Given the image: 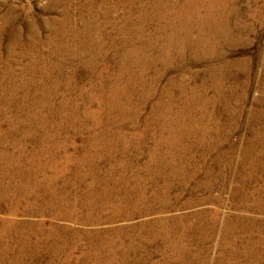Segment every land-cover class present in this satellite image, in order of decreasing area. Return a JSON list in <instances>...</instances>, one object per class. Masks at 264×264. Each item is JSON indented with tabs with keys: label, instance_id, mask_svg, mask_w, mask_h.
Here are the masks:
<instances>
[{
	"label": "rangeland",
	"instance_id": "rangeland-1",
	"mask_svg": "<svg viewBox=\"0 0 264 264\" xmlns=\"http://www.w3.org/2000/svg\"><path fill=\"white\" fill-rule=\"evenodd\" d=\"M149 1L134 0L132 4H128V0H0V109L4 106L9 108L0 114L2 133H7L11 128L10 126L24 125L23 120L29 114V110H25V108L31 107L32 109L34 101L38 100L41 109L31 110L33 112L31 114L34 116L33 121L38 120L44 124L47 123L46 121L60 123L63 118L67 122L65 125L69 126L67 130L70 134L84 133L85 137H90L95 132L100 133L103 127H92L97 121L103 122L102 125L115 122L124 124L125 129L119 131L123 132L121 134L125 133L128 139H121L118 142L120 143L119 146L116 145L109 152L92 150L90 153H86L84 151L86 145L82 142L84 139L79 136L74 137L75 144H71L70 148L77 147L78 151L74 156L80 158L84 155L86 157L101 156L95 169L96 179L101 184L95 190L99 195L107 191L110 192L113 201L118 200L117 197H127V200L122 199L120 206L118 205L126 212L139 211L145 208L146 205H143V203H135L144 193L152 198L160 194L156 190L158 186L147 183V180L161 174L167 175L168 179L172 178L170 168H158L152 159L151 153L156 146L155 139H149L146 145L141 147L137 145V141L141 138L139 136L140 129L144 127L145 121L148 120L153 105L159 101L160 93L165 90L164 88L169 87L170 79H178L180 75H183L182 78L187 81L192 71L199 76L197 81L201 82L204 78V70L212 63L215 66V77L217 78L220 75L218 67L221 62L219 60L197 56L198 52L204 53L206 49L210 48L208 45L201 44L202 47L197 50L181 41V35H186L188 30L186 27L189 24V21L185 20L187 19L185 9L188 8L186 0H156L157 5L164 2L172 10V13H169L164 20L156 16L154 0H151L153 3L150 2V4ZM202 2L209 8L216 6L215 9L220 19L224 20L226 18L232 25H239L242 22L252 29L248 32V44H236L231 48H226V45L223 46L225 56H228L230 60L240 61L250 58L252 66L258 65V69L256 67L257 71L254 70L251 73L248 81L245 80V70L243 71L240 68L237 72H232V79L225 82V87L226 85L232 87L234 80L238 77L239 80H235V83L238 81L240 84L246 83L244 86H237L235 91L237 94H242L243 88H246L247 100L244 108L239 107L238 118L235 120H229L227 116L219 117L214 113L207 124L211 127L215 125L228 126L225 134V139L228 142L221 148V151H226L231 145L240 149L253 138V128L259 125L256 123L257 125L253 126L250 115L254 110H257L256 100L262 96L264 87V76L260 67V63L264 61V0H225L224 3L215 0H195L198 7L202 6ZM171 14H174V16L179 14V18L177 16V19L171 21ZM196 26L197 30L195 28L192 32L195 30L197 32L190 36L191 40L196 39V36H200L198 32L200 25L196 24ZM177 35H180V37L177 38ZM140 37H142L141 40ZM207 37L214 38L212 33L208 34ZM221 40L222 47V44L224 45L226 42L225 37ZM127 41L132 42L130 46L126 45ZM150 44L154 45V48L148 53L147 58L153 59L154 56H159V59L163 58L164 56L158 52L155 54V50H164L162 45L165 47L168 45L172 53L171 58H169L172 60L171 65L166 66L164 61H159V59L153 60L156 64L153 67L151 65L146 71L147 73L143 72L144 81L138 85L137 92L130 98L131 101L129 97L123 94L116 102L115 99L117 98L110 94V90L118 85L121 90L126 91V79H130L129 74H131L123 72L121 59L116 54V49L125 45L124 49L127 51L137 47L135 49L140 52L145 45L150 46ZM60 46L68 47L72 56L64 57L67 55L66 49H64L59 53L63 58L59 57L56 49ZM180 52L184 54V59H179ZM139 55L135 54L131 58L133 64L136 65L132 72H137L131 74L132 76H141L142 60L144 58ZM61 60L63 62H60ZM157 73L163 75L158 81V85L157 83L155 85L157 93L140 109L137 103L141 97L142 87L148 82L151 83ZM177 88L178 86L175 87V89ZM175 89L173 86L172 90L177 91ZM106 96L113 103H118L114 112L104 107L103 101L106 100ZM209 96H214L211 91ZM176 102L179 103V98L176 99ZM129 103L133 105L132 108L136 112L124 116L119 114L118 108L120 106L129 108L131 107ZM52 111L57 114L50 117L49 113ZM135 124L139 127H137L138 130H134V127H132ZM263 126L264 121L260 124V127ZM152 133L154 132L151 131ZM192 149L194 152L190 154L194 155L195 161H193V164L195 165L192 168L190 167L186 173L192 175L196 173V175L191 179L190 186L193 188L200 184L206 185V182L209 181L211 184L206 191L192 192L189 186L187 190L183 191L179 199H175V194L180 192L177 187L171 194V198L175 199L172 200L171 208L162 210L157 205L156 212L149 215L140 214V216L136 213V215L129 218L115 217L113 220L108 221L107 217L111 214V208H109L110 210L105 209L100 213L96 212L97 221L93 223L89 220H82L81 217L70 221H54L57 225L68 226L69 229L66 232H68L69 238L66 240L65 247L66 252L71 257L73 256V260H71V257L68 260L69 256L62 254L58 258L63 261L65 258V261L60 264H75L74 260H82L84 253H96L94 250L96 239H87L84 237L85 233H78V235L72 237L74 231H90L94 234L109 232L116 235L108 236L104 241V245L108 243L115 244L113 250H115L114 254L118 257H116L117 261L112 264H126L120 260H122V250L129 246L133 247V252L130 255L128 264H218L217 258L220 256L221 251L217 245L221 238V221L225 217L224 213L227 212L229 215L235 208L230 205V194L236 187L235 175L237 169L233 167L224 176L220 175L217 169H214L211 175H208L207 169H202L199 165H202L203 162L212 165L213 159L217 157V152L209 153L201 148ZM239 154H237V159ZM157 157L160 161L166 163L177 161L175 158L170 157L167 146L157 151ZM151 169L152 171H149ZM79 170L84 173L90 172L89 168ZM109 171L114 172L115 177L113 179H109ZM261 171L264 174V170ZM150 174L154 177L151 176V179H148ZM86 175V184L84 183L77 190L71 188L73 192H78L81 195L93 194L90 188L94 185V179L90 175ZM64 176H69V174L64 173ZM70 177L72 178V176ZM118 179L121 181L130 179V181L127 183L114 182ZM261 179L259 183L264 185V177ZM210 197L221 198L223 200L222 205L217 206L213 201L202 204ZM130 203H135L137 207ZM217 208L220 211L219 223L216 226V233L211 241L205 244V248L199 249L196 240L193 244L186 242L187 245H190V253L193 254L191 257L185 256L180 259L178 253L175 250L167 249L165 247L166 243L157 236L162 230L158 223L161 220L172 221L171 224L183 220H187L186 223H188L191 218L196 217L199 213H211ZM4 216L7 215L0 213V217ZM258 216L263 217L261 214H258ZM49 218L46 216L30 218L20 216L10 218V220L33 219L35 222L44 221L45 225L47 224L46 227L50 228L49 222H47L50 221ZM175 231L171 225L165 229V232L172 233L174 239L177 237ZM55 238L58 241H65L61 236ZM5 244L13 246V241ZM195 255L199 257L194 258ZM45 257V264H54L55 259ZM4 264L14 263L7 262Z\"/></svg>",
	"mask_w": 264,
	"mask_h": 264
},
{
	"label": "bare ground",
	"instance_id": "bare-ground-1",
	"mask_svg": "<svg viewBox=\"0 0 264 264\" xmlns=\"http://www.w3.org/2000/svg\"><path fill=\"white\" fill-rule=\"evenodd\" d=\"M133 1L128 0V4H132ZM215 1L225 2V0ZM150 2L152 1L150 0L149 4ZM186 2L188 8L185 9L187 11V19L185 20L189 21V24L186 27L188 29L186 35H181V41L197 50L202 47L201 44L208 45L210 48L206 49L204 53L197 51V56L199 58L219 60L221 65L219 66L220 68L218 67L220 75L217 78L215 77L214 63H212L204 70V78L201 82L197 81L199 76L194 71L190 72L188 82L182 78L183 75H180L178 79H170L169 87L164 88L165 90L160 93L159 101L153 105L148 120L145 121L144 127L140 129L139 136L141 138L137 141V145L141 147L146 145L149 139H155L156 146L151 153L152 159L158 168H170L171 175H169L172 178L168 179L167 175L161 174L151 179V176H154L150 174L148 179L151 180L146 182L158 186L156 190L160 194L152 198L144 193L135 202L136 204L143 203V205H146L144 209L132 212L124 211L123 208L119 207L120 201L122 199L127 200V197H117L118 200L113 201L114 199H111L113 196L110 192L107 191L99 195L96 192L97 190H95L101 184L96 179L97 173L95 170L101 156L86 157L84 155L80 158L79 156H74L78 151L77 147H70L72 146L71 144H75L74 137L79 136L84 139L82 142L86 145L84 148L86 153H90L92 150L109 152L116 145L119 146L120 143L118 142L121 139H128L125 133L121 134L123 132L119 131L125 129V125L118 122L102 125L103 122L97 121L92 127H103L100 133L95 132L90 137H85L84 133L70 134L67 130L69 126L65 125L67 122L63 118L60 123L46 121L47 123L44 124L38 120L34 122L32 111L41 109L39 100L34 101V103L32 102L34 104L32 109L31 107L25 108V110H29V114L23 120L24 125L10 126L11 128L7 133H2L0 129V213L7 215L0 217V264L7 262L14 264H45V256L55 259L54 264H60L65 261V258L64 261L58 258L62 254L69 256L67 258L69 260L71 255L66 252L65 247L66 240L69 238L66 231L69 228L68 226L57 225L54 222L57 220L70 221L81 217V219L83 218L82 220H89L93 223L97 221L96 212L100 213L105 209L110 210L109 208H111V214L107 217L108 221L113 220L115 217L129 218L136 215V213L149 215L156 212L157 205L162 210L170 209L172 200L181 197L183 191L189 188L193 176L195 177L196 175V173L194 175L186 173L190 167L192 168L195 165L193 164V161H195L194 155L190 154L194 152L192 148H201L209 153L217 152V157L213 159L212 165L207 162L199 165L202 169H207L208 175H211L214 169H217L218 173L223 176L227 171L232 170L233 167L237 169L235 175L236 187L230 194V205L235 208L229 215L227 212L224 213L225 217L221 221V238L219 242L217 241V246L222 254L220 253L217 258V263L264 264V185L259 183L262 180L261 178L264 177L261 171L264 170V126L260 127V124L264 121V87L262 96L256 100L257 110H254L250 115L253 126L259 125L253 128V138L250 139L247 145L240 149L231 145L226 151H221V148L228 142L225 139L228 126L215 125L211 127L207 125L214 113L219 117L227 116L229 120H235L238 118L239 107L244 108L247 100L246 88H243L242 94H237L235 91L237 86H244L246 83L240 84L239 81L235 83V80H239L238 77L234 80L232 87L227 85L225 87V82L228 79H232L233 73L240 68L243 71L245 70V80L248 81L256 67L258 69V65L252 66L250 58L240 61L230 60L228 56H225L223 46L226 45V48H231L236 44H248V32L252 31V29L242 22L239 25H232L226 18L224 20L220 19L215 9L216 6L212 5L213 9L205 6L204 2H202L201 7H198L195 0H186ZM154 6L156 8L155 12H157L156 16L163 20L168 17L169 13H172V10L164 2H160L157 5L156 0H154ZM201 10H203V14L202 12L200 13ZM174 14H171V21L177 19V16L179 18V14L175 16ZM196 24L200 25V27L198 26L200 36H196V39L191 40L190 36L197 32ZM195 28L196 30L192 32ZM207 33H212L214 38H208ZM179 37L180 35H177V38ZM224 37L226 42L221 47L220 40ZM141 38L139 39L141 40ZM131 43V41H127L126 45L130 46ZM153 46L152 44L150 46L145 45L140 52L135 49L137 47L127 51L124 49L125 45L116 49V54L121 59L123 72L127 74L137 73L136 71L132 72L136 65L133 64L134 62H132L131 58L135 54H140L139 56L144 58H142L143 68L142 73H140L141 76L129 74L130 79H126L125 84L126 91L121 90L118 85L110 90V94L116 96V102L123 94L129 97L131 101L130 98L137 92L138 85L144 81L143 72L147 73L148 68L156 64L153 60L160 58L159 56H154L153 59L147 58L148 53L154 48ZM162 46L164 50H155V54L158 52L163 55L164 57L159 59V61H164V65L169 66L172 61L169 59L172 54L170 47L168 45L166 47ZM64 49L67 52L64 57L72 56L68 47L60 46L56 49L59 57H61L59 53ZM183 55L180 52L179 59H184ZM60 62L63 61L61 60ZM260 67L264 76V61L260 63ZM162 76V74L157 73L151 83L148 82L143 85L141 97L137 103L140 109L157 93L155 85L156 83L158 85V81ZM173 86L174 89L178 86L175 89L177 91L172 90ZM210 91L214 96H209ZM177 98H179V103L176 102ZM105 99L103 101L104 107L114 112L118 103H113L107 96ZM130 106L129 108L120 106L118 113L124 116L134 112L133 105L130 104ZM7 107H2L0 114L2 111L8 110L9 108ZM49 114L52 117L57 113L55 114L52 111ZM132 127H134V130L139 128L136 124ZM151 131L154 133L151 134ZM164 146H167L170 157L175 158L176 162L166 163L159 160L157 151ZM237 154H239L238 159ZM81 168H89L90 172L84 173L79 170ZM149 171H152V169ZM64 173L66 175L68 173L69 176H64ZM86 174L94 179V185L90 188L93 194L81 195L78 192H73L71 188H76L77 190L84 183L86 184ZM108 177L113 179L115 177L114 172L109 171ZM128 181L127 179L125 181L114 180L117 183H127ZM210 184L211 182L207 181L206 185L200 184L193 188L190 186V190L192 192H197L198 190L206 191ZM177 187L180 192L175 194V199H172L171 194ZM212 201L217 206H221L223 203L221 198L210 197L202 204ZM135 203L130 204L137 207ZM204 213H199L196 217L191 218L188 223H186L187 220L174 224H171L172 221L161 220L158 223L162 230L157 236L166 243L165 247L167 249L175 250L180 259L185 256L191 257L193 254L190 253V245H187V243L193 244L196 240L199 249L205 248V244L211 241V238L216 233V226L219 223L220 211L218 208L211 213ZM258 214L263 217L258 216ZM20 216L25 218L35 216L50 217V221H47L50 228L46 227L47 224L45 225L44 221L35 222L33 219L10 220V218H18ZM170 225L176 230V239H174L172 233L165 232V229ZM78 233H85L84 237L89 240L96 239L94 247L96 253H84L82 260H74L75 264H112L117 261L116 257L118 256L114 254L115 250H113L115 244L111 245L108 243L104 245V241L108 236L116 235H112L109 232L94 234L90 231H74L71 236L74 237ZM56 236H61L65 241L56 240ZM9 241H13V246L5 244ZM132 248V246H129L122 250V260H120L122 263L128 264L130 262V255L133 252ZM195 257L199 256L195 255ZM71 260H73V256ZM120 261L118 259L119 263ZM184 263L186 262L184 261Z\"/></svg>",
	"mask_w": 264,
	"mask_h": 264
}]
</instances>
